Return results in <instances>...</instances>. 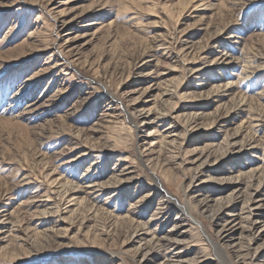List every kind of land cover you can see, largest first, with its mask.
<instances>
[{
	"label": "rangeland",
	"instance_id": "rangeland-1",
	"mask_svg": "<svg viewBox=\"0 0 264 264\" xmlns=\"http://www.w3.org/2000/svg\"><path fill=\"white\" fill-rule=\"evenodd\" d=\"M176 255L264 264V0H0V264Z\"/></svg>",
	"mask_w": 264,
	"mask_h": 264
},
{
	"label": "bare ground",
	"instance_id": "bare-ground-1",
	"mask_svg": "<svg viewBox=\"0 0 264 264\" xmlns=\"http://www.w3.org/2000/svg\"><path fill=\"white\" fill-rule=\"evenodd\" d=\"M216 35V34H215ZM229 38V37H228ZM188 46V45H187ZM190 46V45H189ZM188 49H190V48H188ZM183 50V49H182ZM187 50V49H186ZM172 52V51H171ZM190 52V51H189ZM175 54V53H174ZM187 54V53H186ZM176 57H177V55H176ZM179 58V57H178ZM257 58V57H256ZM166 60V59H165ZM151 61V60H150ZM149 62V61H148ZM145 63H147V61L145 62ZM217 63V62H216ZM253 66V65H252ZM255 66V65H254ZM249 69V68H248ZM257 69V68H256ZM252 71H254V70H252ZM149 72V71H148ZM150 73V72H149ZM155 73V72H154ZM148 75V74H147ZM146 75V77H148ZM251 75V74H250ZM145 76V75H144ZM153 78H154V76H153ZM151 79V78H150ZM147 80V79H146ZM166 88V87H165ZM146 90H148V88L146 89ZM146 90H145V93H146ZM148 92V91H147ZM149 93V92H148ZM167 93H168V91L165 89L164 91H163V95L164 96H166L167 95ZM171 93V92H170ZM162 96V95H161ZM243 101V100H242ZM160 114H158V116H159ZM161 116H163V115H161ZM197 118V117H196ZM136 119L138 120V122L140 123V126L141 125H148V123H150L151 121H154L155 119H157L158 120V117L156 118L155 117V119L153 118V113H151L150 111H142V112H138V114L136 115ZM151 124V123H150ZM167 134H166V139H168V138H171V137H173V135L172 134H170L171 132H166ZM173 141V140H172ZM251 148V147H250ZM253 148V147H252ZM166 151V150H165ZM202 155V157L203 156H205L206 155V153L205 154H201ZM85 183V182H84ZM90 183V182H89ZM159 184V183H158ZM259 184V183H258ZM84 185V184H83ZM98 185L97 184H94L93 182H92V184H91V186H89V187H91V189H95V188H98L97 187ZM250 186V185H249ZM65 187H67V186H65ZM159 187L161 188V185L159 184ZM259 187V186H258ZM251 189H253V188H251ZM255 189V188H254ZM257 189V188H256ZM69 189H68V187H67V191H68ZM72 190V189H71ZM77 190V189H76ZM257 190H254V192H252L251 191V193H250V191H249V194L247 195V199H246V201H245V206L244 207H242L243 209L241 210V215H242V217H241V215L239 216V218L238 217H235V219H233L232 218V221L231 222H235L236 220H240V224H241V226L240 227H238V228H240V231H241V233H246L247 235H252V234H255L256 236L257 235H259V233L261 232V231H259L258 229H257V227H254V225H255V220H254V217H255V214H256V212H255V210L257 211L258 210V208L257 207H253L251 204L254 202L255 203V199L257 198V196L256 195H254L255 194V192H256ZM71 193V192H70ZM169 200H172L171 198H168ZM167 199V200H168ZM231 200V199H230ZM221 203V202H220ZM229 203V202H228ZM231 203V202H230ZM229 203V204H230ZM183 208V207H182ZM181 208V209H182ZM220 208H222V207H220ZM219 208V209H220ZM179 209V208H178ZM186 212V211H185ZM188 216V215H187ZM234 217V216H233ZM5 221H7V218L5 219ZM192 221V220H191ZM193 222V221H192ZM195 223V222H194ZM243 223V224H242ZM244 225V226H243ZM227 226V225H226ZM223 227H225V226H223ZM234 227L235 226H232L231 228H229V230H231L232 232H234L233 230H236V229H234ZM227 228V227H226ZM225 230V229H224ZM177 237V236H176ZM176 237H174V238H168L167 239V241H168V243H170L171 245H177L178 244V241H177V239H176ZM247 237V236H246ZM249 237V236H248ZM151 242V241H150ZM159 244V243H158ZM169 244V245H170ZM149 245V244H148ZM147 245V246H148ZM160 247H162V246H160ZM150 248V247H149ZM215 249H217V246H216V248ZM163 250V249H162ZM239 250V249H238ZM240 251V250H239ZM178 254V253H177ZM163 256V255H162ZM177 256V255H176ZM175 256V257H176ZM243 258V257H242ZM173 262H177L178 264H181V263H183V261L181 260V257L178 255L177 257H176V261H173ZM147 263V262H146ZM145 264V263H144ZM158 264H174V263H171V262H168V261H164V262H159Z\"/></svg>",
	"mask_w": 264,
	"mask_h": 264
}]
</instances>
